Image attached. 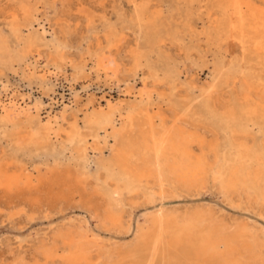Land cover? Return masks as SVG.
Listing matches in <instances>:
<instances>
[{"label": "rangeland", "instance_id": "374dc122", "mask_svg": "<svg viewBox=\"0 0 264 264\" xmlns=\"http://www.w3.org/2000/svg\"><path fill=\"white\" fill-rule=\"evenodd\" d=\"M222 1L0 0V106L13 96L33 112L10 116L8 121L0 109V169L33 182L27 189L0 187V264L22 257L30 261L44 233L73 223L84 222V227L106 240L127 242L143 214L161 205L182 210L203 204L219 216L240 217L244 223L264 227L259 211L237 207L238 203L231 206L208 185L199 195L179 191L148 207L135 204L137 198L131 194L137 192L124 194L130 231L115 235L99 229L89 211L94 206L102 209L106 201L102 182L88 177L96 174L100 158L91 151L96 142L93 136L81 144L67 140L71 128L85 135L88 118L106 109L108 101L123 108V116L147 104L152 113L187 116L207 133L222 162L232 165L236 151L237 168L252 170L262 158L264 122L257 114L241 113V88L248 81L247 72L253 66L258 69L248 45L243 55L241 49L231 48L222 26L228 18L221 14ZM120 43H124L119 53L123 57H116ZM103 57L106 68L117 70L110 79L97 69ZM122 76H130L134 90L125 87ZM143 77L152 98L141 102L137 93ZM53 116L58 123L51 119L52 135L33 127ZM96 133L104 135L100 128ZM103 152L110 157L108 149ZM132 200L135 205H128Z\"/></svg>", "mask_w": 264, "mask_h": 264}, {"label": "bare ground", "instance_id": "6f19581e", "mask_svg": "<svg viewBox=\"0 0 264 264\" xmlns=\"http://www.w3.org/2000/svg\"><path fill=\"white\" fill-rule=\"evenodd\" d=\"M221 14L228 16L222 26L229 37L231 48L241 49L243 55L246 52L244 48L248 45V52L254 54L258 69L257 71L253 66L247 72L248 81L242 83L241 113L257 114L264 122V0H223ZM123 44L116 46V57L120 55ZM103 61L104 57L99 59L97 69L108 78L111 73L116 74V65L114 71L111 67L106 68ZM124 68H121L122 75L125 74ZM49 72L44 75H51ZM129 78L130 76H122L120 81H123L126 88L134 90L135 86ZM140 80L143 87L137 96L143 102L144 99L149 100L152 97L149 90L147 92L146 78ZM7 100V104L0 106V109L8 121L10 116L33 113L29 107L24 108L23 105L22 108L13 96ZM116 104L108 101L106 109L91 115L85 135L75 128H71L67 134V140L77 144L84 143L86 137L93 136L97 145L89 147L100 158L95 163L96 174H89L88 177L102 182V193L106 195V201L103 200L105 204H102V209L97 206L88 208L93 213L98 228L101 226L106 232L115 235L130 231L131 227L124 217V203L128 201V198L124 199V194L137 192L131 195H135L139 203L136 199L128 202V205L140 204L148 207L156 206L157 201L161 202L170 195L172 198V194L179 191L185 194L195 192L199 195L208 185L217 191L224 202L231 206L238 203L236 206H243L245 210H257L264 218V139L260 149L262 158L256 159L257 165L252 170L249 167L237 168L236 151L231 159L232 165L231 162H222L216 145L207 139L208 135L206 138L207 133L203 134L201 127L187 116H179L175 112L170 118L160 112L152 113L147 104H139V107L131 109L123 116V108ZM33 109L38 113L37 107ZM51 119L58 123L57 117L53 116L42 124L34 123L33 127L37 128V132H45L49 136L54 125ZM61 119H64V115ZM120 121L122 124L119 126ZM99 128L104 135L96 133ZM105 148L108 149L109 158L104 156ZM1 169V188L12 191L22 186L25 187L23 189L32 187L33 182L30 179L19 180ZM78 184L75 185L76 188ZM83 187L87 190L89 188L88 184V188ZM213 211L203 204L182 210L161 205L143 214L141 221L134 225L132 236L127 242L106 240L98 231L84 227V222L76 224L77 226L73 223L44 233L41 241H37L30 261L22 257L12 264H264V227L244 223L240 217L225 218Z\"/></svg>", "mask_w": 264, "mask_h": 264}]
</instances>
